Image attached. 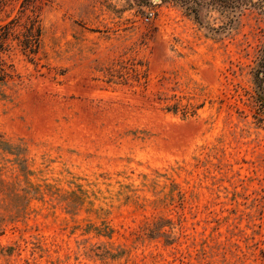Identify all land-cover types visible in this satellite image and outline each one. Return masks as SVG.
<instances>
[{"label":"rangeland","instance_id":"1","mask_svg":"<svg viewBox=\"0 0 264 264\" xmlns=\"http://www.w3.org/2000/svg\"><path fill=\"white\" fill-rule=\"evenodd\" d=\"M224 1L43 5L0 81V264H264V13Z\"/></svg>","mask_w":264,"mask_h":264},{"label":"trees","instance_id":"2","mask_svg":"<svg viewBox=\"0 0 264 264\" xmlns=\"http://www.w3.org/2000/svg\"><path fill=\"white\" fill-rule=\"evenodd\" d=\"M11 0H0V81H5L14 76V66L7 61L11 54L16 52L25 56L29 61L35 62L41 48L42 26L40 20L41 9L48 0H21L14 13L6 12V7ZM169 1V0H168ZM179 3L190 13L195 15L197 7L212 3L214 6L225 7L224 0H171ZM250 5L254 3L249 2ZM258 7L264 13V0H260ZM240 0H234L233 9L240 7ZM248 5V4H246ZM255 5V3L253 4ZM255 98L257 109L264 111V71L254 73Z\"/></svg>","mask_w":264,"mask_h":264}]
</instances>
